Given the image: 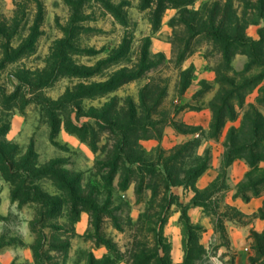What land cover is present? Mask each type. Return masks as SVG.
I'll use <instances>...</instances> for the list:
<instances>
[{"label": "rangeland", "instance_id": "rangeland-1", "mask_svg": "<svg viewBox=\"0 0 264 264\" xmlns=\"http://www.w3.org/2000/svg\"><path fill=\"white\" fill-rule=\"evenodd\" d=\"M171 223L183 261L264 264V0H0V264L165 258Z\"/></svg>", "mask_w": 264, "mask_h": 264}, {"label": "crops", "instance_id": "crops-1", "mask_svg": "<svg viewBox=\"0 0 264 264\" xmlns=\"http://www.w3.org/2000/svg\"><path fill=\"white\" fill-rule=\"evenodd\" d=\"M205 114V115H204ZM195 121L201 122L200 119H204L208 117V114L203 112L194 114ZM228 182L232 189L243 179L247 172V166L240 161H233L228 166ZM215 169H207L203 172L195 181L194 186L198 190H202L209 185V183L213 182L216 178ZM234 190L229 191L228 195L225 198V204L236 207L239 212L249 215L255 211L257 206L256 199H252L248 202L242 201L239 197H236L234 194ZM182 195V199L189 207L187 209V215L191 223L194 225H205L208 222V217L203 211V207L198 206H190L191 199L193 194L188 193L186 190ZM175 219V218H173ZM170 228L168 230H164L165 236L168 237L171 252L170 258L172 264H180L184 259V253L182 250V235L180 230H176L174 227V223H171ZM212 230H203V234H209ZM230 244L233 247H239L244 245L248 240L247 230L240 229L236 226L230 227L228 230ZM201 245H204V242L201 241Z\"/></svg>", "mask_w": 264, "mask_h": 264}, {"label": "trees", "instance_id": "trees-1", "mask_svg": "<svg viewBox=\"0 0 264 264\" xmlns=\"http://www.w3.org/2000/svg\"><path fill=\"white\" fill-rule=\"evenodd\" d=\"M214 35L216 37H220L219 34L216 33V32H215ZM226 39L225 40L227 42H229L230 44L233 43V42H235V40H233V39H229V38H226ZM222 124L223 123H221V122H217L216 123L217 126L216 125L215 126L218 128L219 126L221 127ZM233 160H234V156L231 157V159L227 162L226 165L229 166L233 162ZM247 161H248L249 164H251V166H253V160H247ZM204 170H205V168H203L202 170H200L198 172V175L197 176H200L204 172ZM7 173H8L7 175H9V176H12L14 174L13 170L10 169V168L8 169V172ZM236 197H238V195H236ZM243 199H244L245 202H248V200H249V198H243ZM198 205H200V204L197 201H195V200H193L190 203V206H198ZM188 231L189 232H191V231H197L199 233H202L203 232V230H193L192 228L189 229ZM183 247H184L185 252L187 253V256H186L185 260L183 261V263H181V264H192V260H196V258L192 257V254L195 253L197 250L191 252V254H190V251L187 249L188 248V244L184 243ZM200 249H202V248L200 247ZM168 250H170V249H168ZM198 254H196V255H198ZM151 260H155L156 261L155 264H171V259H170L169 251L166 254L165 258H159L158 254L152 255V256H150V258H145V257L144 258H139V257H137V258H135L133 260V263L132 264H149ZM88 264H117V261L112 260L109 257H105V258H103L101 260H96L91 255L90 258H89Z\"/></svg>", "mask_w": 264, "mask_h": 264}]
</instances>
